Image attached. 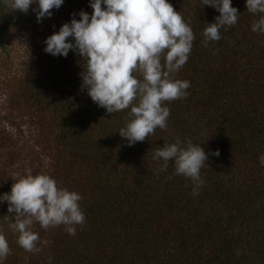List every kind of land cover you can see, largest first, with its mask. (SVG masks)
<instances>
[{
	"label": "trees",
	"instance_id": "obj_1",
	"mask_svg": "<svg viewBox=\"0 0 264 264\" xmlns=\"http://www.w3.org/2000/svg\"><path fill=\"white\" fill-rule=\"evenodd\" d=\"M169 2L195 35L187 62L171 74L190 86L186 97L163 101L167 127L145 140L129 145L119 135L131 105L109 113L93 102L81 87L85 61L72 50L52 55L44 41L36 44L29 67L7 85L18 87L7 95L13 112L0 127V163L11 176L0 193L28 170L49 174L81 194L85 222L70 234L64 224L43 228L34 220L40 251H28L0 201V231L11 248L3 264H264V32L251 27L264 13L232 0L237 22L205 43L203 30L219 11L203 0ZM80 10L92 12L89 0H64L43 40ZM22 15L0 0V50ZM177 138L208 154L195 195L173 160L162 170L153 159Z\"/></svg>",
	"mask_w": 264,
	"mask_h": 264
},
{
	"label": "clouds",
	"instance_id": "obj_2",
	"mask_svg": "<svg viewBox=\"0 0 264 264\" xmlns=\"http://www.w3.org/2000/svg\"><path fill=\"white\" fill-rule=\"evenodd\" d=\"M64 0H9L11 9L27 11L34 5L37 21L51 16V9L59 8ZM92 12L84 10L71 14L68 22L44 39V51L66 56L69 50L85 61L81 87L98 106L109 113L131 105L125 126L118 133L129 145L143 141L157 127H167L170 108L163 101L186 97L190 86L187 79H173L188 60L195 38L192 27L169 0H89ZM248 11L264 13V0H245ZM103 5V7H102ZM219 11L214 22L203 30L204 42L219 40V29L234 25L238 10L232 0H203ZM253 31L264 32V15L251 25ZM71 37L72 39H66ZM138 72L143 79L134 73ZM136 103H133V101ZM212 154L219 155L215 150ZM208 154L201 144L190 140L184 146L179 138L154 150L153 159L174 161V173L191 178L197 194L204 183L200 170ZM264 164V155L260 158ZM77 191L59 187L49 174H27L12 183L10 191L0 193V201L8 202L11 227L18 232L17 243L28 251H40L36 242L39 233L29 227L33 221L43 228L64 224L74 234L76 224L85 222V214ZM42 243H48L43 241ZM11 253L5 234L0 231V264Z\"/></svg>",
	"mask_w": 264,
	"mask_h": 264
},
{
	"label": "rangeland",
	"instance_id": "obj_3",
	"mask_svg": "<svg viewBox=\"0 0 264 264\" xmlns=\"http://www.w3.org/2000/svg\"><path fill=\"white\" fill-rule=\"evenodd\" d=\"M34 5H30L27 11L23 12L20 19V24L10 33L5 49L0 50V127L8 123L6 117L12 113L10 109V100L8 101V93L13 92L17 87L14 82L9 87L7 85L21 71L29 67L30 55L35 45L43 46V37L50 33L49 30L60 18L59 8L51 9L52 15L43 17L37 21L36 13L33 11ZM36 48H38L36 46ZM40 54L35 56L39 57ZM19 78H17V81ZM16 113V112H15ZM14 113V114H15ZM22 130L25 136H29L26 131V125H22ZM31 139V138H30ZM33 142V138L31 139ZM32 141H30L32 143ZM11 179L9 169L4 170L0 163V184L6 183V180Z\"/></svg>",
	"mask_w": 264,
	"mask_h": 264
}]
</instances>
